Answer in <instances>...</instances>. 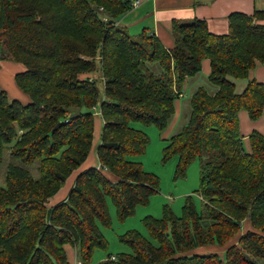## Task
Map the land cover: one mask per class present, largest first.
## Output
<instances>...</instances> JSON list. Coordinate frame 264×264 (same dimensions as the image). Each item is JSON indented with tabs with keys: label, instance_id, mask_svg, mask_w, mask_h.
Returning a JSON list of instances; mask_svg holds the SVG:
<instances>
[{
	"label": "trees",
	"instance_id": "1",
	"mask_svg": "<svg viewBox=\"0 0 264 264\" xmlns=\"http://www.w3.org/2000/svg\"><path fill=\"white\" fill-rule=\"evenodd\" d=\"M132 7V0H0V59L25 65L15 80L30 98L10 99L0 85V264H73L66 244L90 263L97 248L107 249L100 226L111 225L107 198L125 220L160 190L159 176L131 158L150 141L132 122L165 130L204 58L216 88L193 91L188 122L163 148L164 161L178 156L176 178L208 155L196 190L201 206L189 194L181 214L165 204L161 217L146 215L150 237L129 229L120 240L131 251L109 253L104 264L264 260V134H250L248 151L239 125L240 110L251 119L264 111V82L248 79L264 64V10L231 12L226 33L203 18L174 19L177 40L167 48L147 28L135 38L118 24ZM146 62L162 71H143ZM233 78L247 79L242 91ZM98 105L101 167L79 172L68 196L50 206L92 149Z\"/></svg>",
	"mask_w": 264,
	"mask_h": 264
},
{
	"label": "rangeland",
	"instance_id": "2",
	"mask_svg": "<svg viewBox=\"0 0 264 264\" xmlns=\"http://www.w3.org/2000/svg\"><path fill=\"white\" fill-rule=\"evenodd\" d=\"M130 34L137 38L138 31L133 27L128 28ZM176 35V34H175ZM177 37V35H176ZM3 66H5L6 61L0 59ZM5 61V62H4ZM11 61V60H10ZM13 61V60H12ZM143 71L160 73L162 71L161 66L157 62H146L142 66ZM98 74V73H97ZM95 74L94 76H98ZM232 78V77H231ZM234 79V78H233ZM187 86L183 87V93L180 97L176 99V108L173 118L169 126L165 130H160L156 125H145L139 121H133L132 125L139 129L145 131L149 138V144L146 151L140 155L131 156L132 159L142 162L145 170L151 171L157 174L160 178V190L151 196L150 202L148 204H140L137 206L136 211L133 215L127 217L125 220H120L118 218L116 207L111 198H107L108 207L111 215V225L105 226L100 224L103 233L108 239V247L97 248L93 254V258L97 257L99 254L103 256H108L109 253L116 255L119 252L131 251V247L120 240V235L127 232L129 229H138L144 235L150 237L149 231L144 224L143 218L148 215H154L155 217H161L163 215V207L165 204L170 205L177 214L182 213V206L185 201V196L193 194L198 207L201 206V199L196 190L200 185V166L208 159V155H203L202 157L196 158L188 167L186 176L176 178V166L178 162V156L174 155L168 160L163 159V148L167 144L169 138L172 134L180 131L183 126L188 122L190 115V97L193 91L203 85L210 92L215 90V85L211 84L208 80V75L201 70L197 75L188 79ZM236 81V89L238 92L242 91L245 87L246 79H234ZM99 86L101 90L103 89V82L99 81ZM100 105L96 106L92 111L95 112L96 116V130L94 133L93 145L87 159L82 163L81 171L91 166H96L97 154L96 149L101 139V132L103 127V119L99 114ZM85 111L83 108L81 111ZM243 110V109H242ZM79 111L78 109L73 110V113ZM175 121L173 122V120ZM173 123V125H172ZM168 131V132H167ZM243 145L246 150H248L246 141L243 140ZM76 174V171L73 175ZM70 176L69 179H72ZM66 183V182H65ZM68 182L65 184L68 186ZM69 188L72 185V181L69 184ZM50 199L48 205L51 206ZM54 204V203H53ZM247 223V222H246ZM245 223V224H246ZM73 249L71 245H67V249ZM250 258H254L252 254H248ZM259 264H264V260L261 258H255Z\"/></svg>",
	"mask_w": 264,
	"mask_h": 264
},
{
	"label": "crops",
	"instance_id": "3",
	"mask_svg": "<svg viewBox=\"0 0 264 264\" xmlns=\"http://www.w3.org/2000/svg\"><path fill=\"white\" fill-rule=\"evenodd\" d=\"M255 10H264V0H140L137 6H133L120 17L118 24L127 29L133 27L138 32L143 28H147L150 33H155L167 48H172L175 46L177 40L172 29V22L174 19L179 21H190L196 17L203 18L207 21L208 27L212 32L226 33L229 29L228 16L231 12L242 11L252 14ZM260 22L264 23V19H261ZM6 62L5 66H3L0 60V85L6 89L10 99L16 98L23 103L29 102V96L18 86L15 80V74L24 70L25 65L21 62L12 60ZM202 70L205 74H209L211 70L209 58H204L202 60ZM248 79H256L264 82V64L258 62L255 67L250 70ZM188 81L189 80L184 84V88L187 86ZM174 121L175 119L173 122ZM239 125L243 140L246 141L248 151H250V134L254 131H259L264 134V111L258 119H251L245 109L240 110ZM98 164L99 161L97 157L96 166ZM81 166L82 164L71 173L70 176H73L72 179L67 181L69 176L65 181L69 184L72 181L71 187L77 175L81 172ZM75 171L76 174L73 175ZM107 174L110 178L115 179L112 173L107 172ZM66 183H64L55 195L50 197V201H52L51 205L58 203L68 196L71 187L69 188V184L66 186ZM67 245L71 244H66L65 248L68 260L73 264H104V260L108 257L99 254L95 259L93 258L92 262L83 263L78 258L75 247L71 245L73 249H71V247L67 249Z\"/></svg>",
	"mask_w": 264,
	"mask_h": 264
},
{
	"label": "built area",
	"instance_id": "4",
	"mask_svg": "<svg viewBox=\"0 0 264 264\" xmlns=\"http://www.w3.org/2000/svg\"><path fill=\"white\" fill-rule=\"evenodd\" d=\"M140 0H132V6H137L139 4ZM99 168L101 167L100 164L97 165ZM112 258H115V256H112Z\"/></svg>",
	"mask_w": 264,
	"mask_h": 264
}]
</instances>
